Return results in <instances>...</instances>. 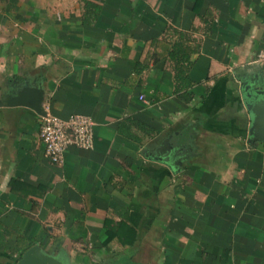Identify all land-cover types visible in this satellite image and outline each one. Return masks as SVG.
<instances>
[{
	"label": "crops",
	"instance_id": "obj_1",
	"mask_svg": "<svg viewBox=\"0 0 264 264\" xmlns=\"http://www.w3.org/2000/svg\"><path fill=\"white\" fill-rule=\"evenodd\" d=\"M263 48L264 0H0V95L39 86L50 113L95 123L54 164L40 115L0 106V264L35 243L72 264H264L243 90L264 91Z\"/></svg>",
	"mask_w": 264,
	"mask_h": 264
},
{
	"label": "water",
	"instance_id": "obj_2",
	"mask_svg": "<svg viewBox=\"0 0 264 264\" xmlns=\"http://www.w3.org/2000/svg\"><path fill=\"white\" fill-rule=\"evenodd\" d=\"M247 90V86H243ZM244 104L249 110L252 119L248 130L249 139H256L264 143V91L253 90L245 95ZM44 91L39 86H22L0 95V106H26L33 109L37 114H45ZM15 264H72L68 253L63 250L58 252L45 251L35 243L28 247Z\"/></svg>",
	"mask_w": 264,
	"mask_h": 264
},
{
	"label": "built area",
	"instance_id": "obj_3",
	"mask_svg": "<svg viewBox=\"0 0 264 264\" xmlns=\"http://www.w3.org/2000/svg\"><path fill=\"white\" fill-rule=\"evenodd\" d=\"M264 66V48L259 50L250 61ZM45 114L40 115L39 139L44 146L45 157L54 164H62L64 154L68 147L74 146L80 149H91L94 145V121L85 114L72 113L62 118L46 109Z\"/></svg>",
	"mask_w": 264,
	"mask_h": 264
},
{
	"label": "trees",
	"instance_id": "obj_4",
	"mask_svg": "<svg viewBox=\"0 0 264 264\" xmlns=\"http://www.w3.org/2000/svg\"><path fill=\"white\" fill-rule=\"evenodd\" d=\"M175 32L178 34V40L179 39H181L182 41H184V39H187L188 41L191 40L190 37H187L184 32L181 31L180 32L175 31ZM193 42L194 41L192 40L191 43ZM180 44L181 42L178 41L172 45V49L168 52V58L171 60V62H173L172 70H173L175 85H178L179 87L188 88L191 86V81L186 77V71L188 65L190 64V61L188 60L187 57V51L184 50V48H182Z\"/></svg>",
	"mask_w": 264,
	"mask_h": 264
},
{
	"label": "rangeland",
	"instance_id": "obj_5",
	"mask_svg": "<svg viewBox=\"0 0 264 264\" xmlns=\"http://www.w3.org/2000/svg\"><path fill=\"white\" fill-rule=\"evenodd\" d=\"M251 91H253V90L252 89L245 90V95H248V94L252 93Z\"/></svg>",
	"mask_w": 264,
	"mask_h": 264
}]
</instances>
